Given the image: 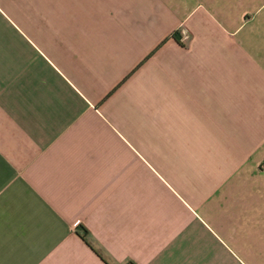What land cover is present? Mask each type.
<instances>
[{
	"label": "crops",
	"instance_id": "1",
	"mask_svg": "<svg viewBox=\"0 0 264 264\" xmlns=\"http://www.w3.org/2000/svg\"><path fill=\"white\" fill-rule=\"evenodd\" d=\"M0 264H264V0H0Z\"/></svg>",
	"mask_w": 264,
	"mask_h": 264
}]
</instances>
